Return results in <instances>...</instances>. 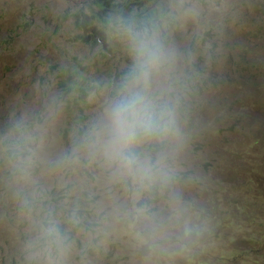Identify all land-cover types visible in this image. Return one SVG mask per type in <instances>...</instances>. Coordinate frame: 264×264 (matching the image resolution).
Returning a JSON list of instances; mask_svg holds the SVG:
<instances>
[{"label": "rangeland", "instance_id": "1", "mask_svg": "<svg viewBox=\"0 0 264 264\" xmlns=\"http://www.w3.org/2000/svg\"><path fill=\"white\" fill-rule=\"evenodd\" d=\"M84 2L0 0V264H264V0H159L180 14L158 101L179 135L140 151L161 164L135 182L111 179L86 148L124 81L111 84L121 54L72 41L65 17ZM74 58L95 76L81 134V108L59 88ZM189 79L201 95L181 100Z\"/></svg>", "mask_w": 264, "mask_h": 264}, {"label": "clouds", "instance_id": "2", "mask_svg": "<svg viewBox=\"0 0 264 264\" xmlns=\"http://www.w3.org/2000/svg\"><path fill=\"white\" fill-rule=\"evenodd\" d=\"M126 35L133 58L132 70L118 95L105 101L86 148L111 179L151 181L153 169L161 160L153 165L137 149L179 135L173 108L158 102L164 79L171 70L173 54L155 33L136 31L128 25Z\"/></svg>", "mask_w": 264, "mask_h": 264}, {"label": "trees", "instance_id": "3", "mask_svg": "<svg viewBox=\"0 0 264 264\" xmlns=\"http://www.w3.org/2000/svg\"><path fill=\"white\" fill-rule=\"evenodd\" d=\"M180 14L165 4L160 5L159 0H86L81 9L75 14H68L65 18L73 20L74 29L77 32L74 43H80L87 48L99 50L102 60L108 61L115 57L114 55L121 54L119 61L120 70L116 66L109 67V72L115 68V73L112 74L111 84L115 87L116 84L125 80V77L130 73L133 67V58L130 50V45L126 35V28L131 25L136 31L149 30L158 33L160 30L170 33V36L162 42L164 45L168 44L172 32L177 28L175 25L178 22ZM200 46H198L199 48ZM118 51V53H116ZM196 51V48H193ZM123 53V54H122ZM93 65L90 63L85 64L82 60L74 58L71 62V67L61 72V81L59 88L61 91L70 96L68 104H76L80 106L79 114L77 117L76 134H81L82 129L85 128L86 122L84 121V113L89 97L93 93V87L90 85L95 76L92 74ZM198 68V67H197ZM192 79L186 82L183 91L177 95L181 100L188 101L191 98L201 95L200 91H196L191 86ZM120 85V91H121ZM117 94V88H115ZM88 112V111H86ZM71 116L72 114H68ZM29 129H33L30 126ZM21 135H18L15 142L11 144L18 145L21 143ZM12 144V145H13ZM166 140L163 142L153 143L151 145L141 146L137 151H144L157 155L167 149ZM14 155L21 157L20 153H10V158L15 160ZM160 193L159 191L151 192L148 195L149 204H155V198ZM169 195H164L167 198ZM53 204V203H51ZM158 204V203H157ZM73 219L79 218L88 211H85L84 206H76L74 208ZM56 214L57 211H54ZM47 224V223H44ZM81 223H78L80 225ZM80 225V227L84 226ZM65 227V226H63ZM62 231L60 229L57 232ZM70 238V237H69ZM71 239V238H70ZM231 256L238 261H245L243 254H238L236 251H230ZM220 258L227 259L225 254L220 255ZM260 261V260H258ZM258 261H254L258 262ZM207 261L202 260L201 264H206Z\"/></svg>", "mask_w": 264, "mask_h": 264}]
</instances>
